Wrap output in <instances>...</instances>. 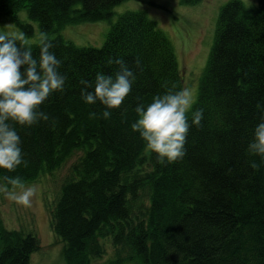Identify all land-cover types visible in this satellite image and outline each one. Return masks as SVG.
Wrapping results in <instances>:
<instances>
[{
	"label": "trees",
	"instance_id": "16d2710c",
	"mask_svg": "<svg viewBox=\"0 0 264 264\" xmlns=\"http://www.w3.org/2000/svg\"><path fill=\"white\" fill-rule=\"evenodd\" d=\"M123 1L0 0V16L31 35L32 26L16 18L25 11L47 34L66 77L64 91L40 106L47 121L13 125L26 164L0 169V184L13 187L5 176L36 182L81 153L53 208L46 202L64 264H92L110 249L106 264H264V157L248 147L264 119V0L221 7L192 108L203 110V120L188 132L186 155L172 164L158 163L131 129L138 104L183 88L173 45L156 23L127 11L100 48L50 36L69 23L110 20ZM23 43L38 54V43ZM110 58L123 59L136 79L104 119L103 105L84 103L80 82L97 72L114 75L119 66ZM39 250L34 233L8 230L0 220V264H31Z\"/></svg>",
	"mask_w": 264,
	"mask_h": 264
},
{
	"label": "clouds",
	"instance_id": "9594fccd",
	"mask_svg": "<svg viewBox=\"0 0 264 264\" xmlns=\"http://www.w3.org/2000/svg\"><path fill=\"white\" fill-rule=\"evenodd\" d=\"M23 41V33L15 36L0 34V169L7 172H14L26 164L20 135L13 125L31 127L47 121L49 117L40 110V106L52 94L62 93L66 82V77L59 71L62 61L50 51L53 43L45 32L39 35L38 54L34 55L33 48ZM107 62L119 66L114 75L97 72L93 81L80 82L84 103L103 105L104 119H109L112 110L122 105L136 79L123 59L110 58ZM193 104L191 90L184 87L156 95L146 106L143 103L136 106L138 118L131 129L156 155L158 163L172 164L186 155L188 132L192 126L201 124L204 115L202 109L193 111ZM248 147L264 157V119L256 125L253 141ZM4 179L19 191L9 193L6 187L0 190L13 201L31 206L36 188L25 187L18 176H5Z\"/></svg>",
	"mask_w": 264,
	"mask_h": 264
},
{
	"label": "rangeland",
	"instance_id": "374dc122",
	"mask_svg": "<svg viewBox=\"0 0 264 264\" xmlns=\"http://www.w3.org/2000/svg\"><path fill=\"white\" fill-rule=\"evenodd\" d=\"M228 1L230 0H200L191 5L182 3L181 0H126L112 9L110 20L69 23L50 36L60 35L78 47L100 48L119 15L127 11H143L171 41L183 88L191 90L195 102L201 73L213 44L218 14ZM240 1L245 6H257L259 2ZM16 18L18 22L32 26L31 35L25 34L11 18L3 16H0V33L9 36L23 33L26 43H38L40 33L37 23L31 21L25 11H20ZM80 156V152L75 153L60 169L40 176L36 182L25 184V187L36 188L31 206L13 201L0 190V220L4 227L8 230L32 232L38 239L40 250L31 255V264H64L61 254L63 243L49 227L46 202L52 209L61 183L70 166ZM2 188L5 187L0 184V189ZM7 190L9 193L19 191L14 187ZM111 254L110 249L102 259L95 260L92 264H106Z\"/></svg>",
	"mask_w": 264,
	"mask_h": 264
}]
</instances>
